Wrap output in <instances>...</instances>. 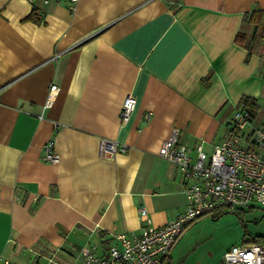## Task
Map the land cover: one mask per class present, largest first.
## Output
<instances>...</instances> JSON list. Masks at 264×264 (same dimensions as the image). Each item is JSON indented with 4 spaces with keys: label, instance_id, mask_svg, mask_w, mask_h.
Segmentation results:
<instances>
[{
    "label": "crops",
    "instance_id": "0c3cea01",
    "mask_svg": "<svg viewBox=\"0 0 264 264\" xmlns=\"http://www.w3.org/2000/svg\"><path fill=\"white\" fill-rule=\"evenodd\" d=\"M254 9L264 0H0V258L85 264L81 247L102 257L116 234L140 233L139 206L154 226L183 211L182 174L158 148L176 129L209 157L240 99L264 98ZM101 138L126 149L102 157Z\"/></svg>",
    "mask_w": 264,
    "mask_h": 264
},
{
    "label": "built area",
    "instance_id": "2783aa9c",
    "mask_svg": "<svg viewBox=\"0 0 264 264\" xmlns=\"http://www.w3.org/2000/svg\"><path fill=\"white\" fill-rule=\"evenodd\" d=\"M51 1H63L74 8L78 0H43L44 3ZM259 51L264 60V46ZM56 93V85L51 84L45 107L52 104ZM135 107L136 98L127 94L120 107L121 123L129 120ZM148 118L147 113L145 119ZM250 121L247 110H236L223 140L214 145L209 157L202 150L201 142L196 145L193 155V149L179 143L178 131L172 129L157 153L178 166L184 180L185 209L165 224L154 226L147 209L139 206L138 216L144 222L140 233L130 236L116 234L119 245H111L102 257L95 255L88 246L81 247L85 264H164L186 226L197 217L212 214L221 207L264 209V125L252 127ZM125 149L124 144L107 138L99 141V155L105 158ZM41 159L50 163L58 160L53 140L43 144ZM0 264L17 263L0 258ZM217 264H264V243L247 240L232 244Z\"/></svg>",
    "mask_w": 264,
    "mask_h": 264
},
{
    "label": "rangeland",
    "instance_id": "374dc122",
    "mask_svg": "<svg viewBox=\"0 0 264 264\" xmlns=\"http://www.w3.org/2000/svg\"><path fill=\"white\" fill-rule=\"evenodd\" d=\"M257 105L251 125H264V98ZM214 213L201 215L186 226L172 253L173 264H216L232 244L264 237L261 207H221ZM25 259L19 263L29 264Z\"/></svg>",
    "mask_w": 264,
    "mask_h": 264
},
{
    "label": "trees",
    "instance_id": "16d2710c",
    "mask_svg": "<svg viewBox=\"0 0 264 264\" xmlns=\"http://www.w3.org/2000/svg\"><path fill=\"white\" fill-rule=\"evenodd\" d=\"M260 16L262 18V16H264V13H262L259 9H254L250 12V14L246 15V20L249 23H253L254 26L252 36L248 40V43H251L253 45H257L260 41L264 40V26H262L261 24L262 19H260ZM26 19L39 22V19L37 17H34L32 14H30ZM246 46L249 47L250 45L246 44ZM257 107H258L257 102L253 98L243 97L240 99L239 108L247 110L251 118L254 116ZM214 214L215 213H212L213 216ZM250 241L264 243V237L259 236L256 238H251Z\"/></svg>",
    "mask_w": 264,
    "mask_h": 264
}]
</instances>
